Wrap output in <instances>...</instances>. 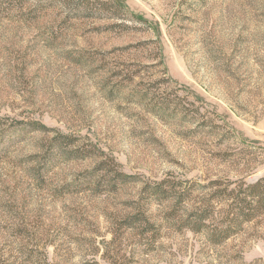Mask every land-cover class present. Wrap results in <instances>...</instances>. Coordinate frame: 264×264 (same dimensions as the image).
I'll return each mask as SVG.
<instances>
[{
	"label": "rangeland",
	"instance_id": "rangeland-1",
	"mask_svg": "<svg viewBox=\"0 0 264 264\" xmlns=\"http://www.w3.org/2000/svg\"><path fill=\"white\" fill-rule=\"evenodd\" d=\"M52 1L0 0V264H264V218L212 244L98 168L264 176V0H117L124 22Z\"/></svg>",
	"mask_w": 264,
	"mask_h": 264
},
{
	"label": "trees",
	"instance_id": "trees-1",
	"mask_svg": "<svg viewBox=\"0 0 264 264\" xmlns=\"http://www.w3.org/2000/svg\"><path fill=\"white\" fill-rule=\"evenodd\" d=\"M49 5L52 0H37ZM69 6L77 15H89L94 18H104L124 22L127 12L117 0H55ZM133 20L144 21L135 16ZM145 23V21H144ZM16 125L24 124L32 130L46 132V128L37 121H18ZM1 125V124H0ZM73 143L67 135L55 134L51 148ZM76 150V148H75ZM74 150V152H76ZM54 152V151H53ZM99 169L112 174V181L117 183H138L142 198H148L161 203H170L171 213L184 215L182 226L194 233L205 234L212 244H221L228 238L243 230L245 224L264 218V176L252 183L243 180L229 181L225 179L209 180L207 183L173 179L164 177L158 180H142L118 170L113 159H105ZM185 183V184H184ZM189 183V184H188ZM188 184V185H186ZM142 211L129 214L124 219L126 227H132L141 221ZM143 217V216H142ZM180 218L182 216H179Z\"/></svg>",
	"mask_w": 264,
	"mask_h": 264
}]
</instances>
